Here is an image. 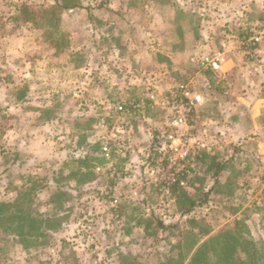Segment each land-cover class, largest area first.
Returning a JSON list of instances; mask_svg holds the SVG:
<instances>
[{"label": "rangeland", "instance_id": "rangeland-1", "mask_svg": "<svg viewBox=\"0 0 264 264\" xmlns=\"http://www.w3.org/2000/svg\"><path fill=\"white\" fill-rule=\"evenodd\" d=\"M58 1L0 0V202L29 185L32 210L62 219L32 242L0 232V264H162L173 245L205 230L220 239L233 231L264 257V32L257 46L242 43L263 29L264 0H251L261 26L223 41L205 36L218 11H202L204 0H79L74 9ZM214 52L224 62L235 53L244 69L203 73L202 57ZM187 82L206 99L195 134L215 143L226 166L216 178L200 162L186 191L209 202L184 216L145 172L159 160L168 92ZM134 99L153 103L125 116L110 105ZM107 143L111 159L93 160L92 182L70 177L85 171L74 160L98 157Z\"/></svg>", "mask_w": 264, "mask_h": 264}, {"label": "trees", "instance_id": "trees-1", "mask_svg": "<svg viewBox=\"0 0 264 264\" xmlns=\"http://www.w3.org/2000/svg\"><path fill=\"white\" fill-rule=\"evenodd\" d=\"M59 0L56 4L61 9H74L80 7L79 0ZM55 6V5H54ZM98 157L87 154L82 159L73 162L84 167L85 171L79 169L70 177L80 176L79 181L90 183L94 180L93 160H98L102 154L101 146L97 145L92 153ZM204 164H210V170L216 178L225 170L226 163H219L214 156L207 155L201 160ZM83 172V173H82ZM72 177V178H73ZM33 187L25 185L18 193L16 199L10 202H0V232L15 235L22 243L32 242L34 239L43 237L48 231H58L62 227L60 216L46 217L42 213L34 212L32 205L35 203L36 194L32 192ZM66 194L61 190L56 193V202L64 203ZM175 196L179 212L186 216L197 209L202 208L209 202V194L203 199H198L188 194L186 189L175 188ZM195 210V211H194ZM164 228V227H162ZM211 231L205 230L201 237L191 235L187 238L185 245L179 241L172 246L171 251L175 255L168 257L162 264H260L264 259L256 244L244 237H239L233 231H229L225 238L211 236Z\"/></svg>", "mask_w": 264, "mask_h": 264}, {"label": "built area", "instance_id": "built-area-1", "mask_svg": "<svg viewBox=\"0 0 264 264\" xmlns=\"http://www.w3.org/2000/svg\"><path fill=\"white\" fill-rule=\"evenodd\" d=\"M261 32H264V27L245 36L242 43L245 46H257L263 39ZM223 62L222 55L214 52L202 57L199 68L205 74H212L221 69ZM151 98L154 100L153 95ZM205 102V96L196 91L193 82L175 85L168 92L167 102H164L165 107L169 109V115L164 129L158 135L157 145L153 148L159 160L147 165L145 175L147 184L153 185L158 195L171 203L175 202V188L187 189L204 156L215 153V143L201 139L195 134L198 111ZM152 103L151 100L134 99L115 101L110 105L120 115L125 116ZM111 155V143H107L102 148V156L109 161ZM109 192L111 202L119 204V198L114 195V187H109Z\"/></svg>", "mask_w": 264, "mask_h": 264}, {"label": "crops", "instance_id": "crops-1", "mask_svg": "<svg viewBox=\"0 0 264 264\" xmlns=\"http://www.w3.org/2000/svg\"><path fill=\"white\" fill-rule=\"evenodd\" d=\"M203 2H204V9H201L202 11L204 10L208 11L212 9L218 11L217 16L214 17V20L209 22L208 25L212 31L206 30L205 36L209 37L212 36L213 34L216 35L215 39L219 38L218 40L220 41H223V39L232 40V38H235L238 35H240V37L243 35L242 33H240V31L248 32L249 29L255 30L256 27L258 26L260 27L262 24V21H260L259 23L254 21L255 18L257 19V17L254 16L255 10L259 8L257 4L251 2V0H204ZM0 8L3 9V6H1ZM189 8L193 9L192 6H189ZM7 9L8 7L5 8L4 10ZM201 38H202V34H200V37H198L197 39H201ZM197 39L195 38V40ZM229 49H231V47H229ZM235 57H237L235 53L231 54V57L227 59L222 65V72L226 76L229 75L230 72L232 73L234 70L238 69L239 66L241 70L244 69L242 68L243 67L242 65L238 64V61H235L236 59ZM236 74L237 76H239L240 72L237 70ZM123 129L128 130L127 127H124ZM128 132H133V131H128ZM157 133L158 132H156V134ZM154 142L156 143L157 140H155ZM259 149H260L259 152L264 151L262 147H259ZM30 160H37V156H33V158H30ZM17 161H18V157L16 155V158L13 159L12 162H10V166L16 167L17 165H21L18 164Z\"/></svg>", "mask_w": 264, "mask_h": 264}]
</instances>
